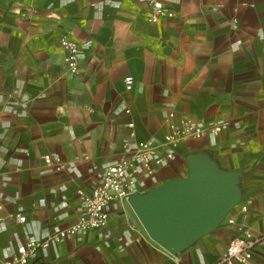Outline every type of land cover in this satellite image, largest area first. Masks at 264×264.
Returning <instances> with one entry per match:
<instances>
[{
    "label": "crops",
    "instance_id": "0c3cea01",
    "mask_svg": "<svg viewBox=\"0 0 264 264\" xmlns=\"http://www.w3.org/2000/svg\"><path fill=\"white\" fill-rule=\"evenodd\" d=\"M116 1L0 0V261L73 223L79 190H92L125 140L161 141L182 117L227 126L180 140L151 175L132 170L137 189L185 175L189 152L242 168L240 202L216 229L173 255L114 201L106 226L50 243L27 264H212L240 224L264 231V0H163L173 15L153 23L145 0ZM66 32L82 48L77 73L63 61ZM237 264H264V247Z\"/></svg>",
    "mask_w": 264,
    "mask_h": 264
},
{
    "label": "built area",
    "instance_id": "2783aa9c",
    "mask_svg": "<svg viewBox=\"0 0 264 264\" xmlns=\"http://www.w3.org/2000/svg\"><path fill=\"white\" fill-rule=\"evenodd\" d=\"M111 1V0H110ZM114 1L115 5L119 2ZM149 6L147 20L156 22L162 17H171L173 12L165 6L163 0H145ZM60 45L64 50L63 61L67 71L78 72V61L82 57L80 44L67 32L61 35ZM133 77L127 75L123 78V86L126 91L133 87ZM125 113L130 109L125 108ZM173 112L169 117H173ZM129 127L133 126L132 121H127ZM227 124L218 121L212 124L197 122L190 117H182L179 122H170L167 126L163 139L155 141L153 139L137 140L131 145L127 140L122 143L123 154L121 157L107 165L102 173L99 182L89 193L79 190L82 200V211L78 218L71 224L59 229L53 234L44 237H29L20 244L15 252L8 259H3L0 264H27L38 255L40 249L47 248L50 243L58 242L64 237L74 235L78 231H87L107 225L109 220L108 207L110 203L118 201L123 205H128L127 197L137 191V178L132 170H140L145 175L153 174L157 167L167 164L173 157L175 149L180 140L184 138H200L205 135L217 136ZM134 135L133 132L130 133ZM43 159L51 164L50 155H44ZM134 170V171H135ZM242 213H246L247 207H240ZM25 215L17 214L18 221H24ZM229 223L234 219L229 217ZM240 234L231 239L218 260L212 264H237L246 263L252 256L256 246L264 247V231L253 233L245 229L243 224L238 226Z\"/></svg>",
    "mask_w": 264,
    "mask_h": 264
},
{
    "label": "water",
    "instance_id": "95a60500",
    "mask_svg": "<svg viewBox=\"0 0 264 264\" xmlns=\"http://www.w3.org/2000/svg\"><path fill=\"white\" fill-rule=\"evenodd\" d=\"M185 163V175L168 177L127 197L150 239L173 255L216 229L242 194V168L223 169L206 150L187 153Z\"/></svg>",
    "mask_w": 264,
    "mask_h": 264
},
{
    "label": "trees",
    "instance_id": "16d2710c",
    "mask_svg": "<svg viewBox=\"0 0 264 264\" xmlns=\"http://www.w3.org/2000/svg\"><path fill=\"white\" fill-rule=\"evenodd\" d=\"M38 257V256H37ZM37 257L36 258H34V259H37Z\"/></svg>",
    "mask_w": 264,
    "mask_h": 264
}]
</instances>
